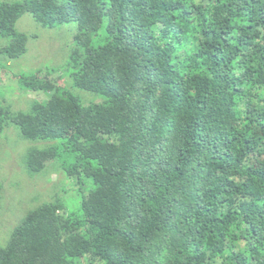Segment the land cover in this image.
<instances>
[{
  "label": "trees",
  "instance_id": "trees-1",
  "mask_svg": "<svg viewBox=\"0 0 264 264\" xmlns=\"http://www.w3.org/2000/svg\"><path fill=\"white\" fill-rule=\"evenodd\" d=\"M27 13L77 25L71 88L15 75L49 97L0 106V135L51 141L27 170L58 162L82 198L28 211L0 264H264V0L3 1L8 59L27 53Z\"/></svg>",
  "mask_w": 264,
  "mask_h": 264
},
{
  "label": "rangeland",
  "instance_id": "rangeland-1",
  "mask_svg": "<svg viewBox=\"0 0 264 264\" xmlns=\"http://www.w3.org/2000/svg\"><path fill=\"white\" fill-rule=\"evenodd\" d=\"M21 2L26 0H0ZM63 1V0H60ZM17 30L28 37L27 53L11 60L0 53V106L12 113L28 112L35 101L46 102L48 95L42 91H31L20 86L15 75L49 73L58 85L71 88V80L63 70L74 47L77 25L69 23L57 28H46L35 21L31 14L23 15L17 22ZM6 44L0 39V50ZM82 103L102 100L100 96L73 89ZM51 141H33L23 136L18 126L10 121L0 135V184L2 185L0 208V245L5 246L14 228L28 211L44 203L62 197L70 208H75L82 195L78 185L68 180L58 162H51L41 173L32 175L27 170L25 158L32 148L43 149ZM99 264V263H98Z\"/></svg>",
  "mask_w": 264,
  "mask_h": 264
}]
</instances>
